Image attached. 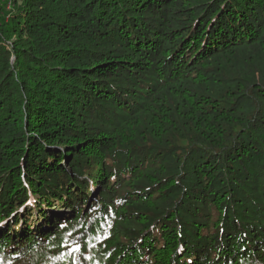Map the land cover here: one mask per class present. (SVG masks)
<instances>
[{
  "label": "trees",
  "instance_id": "16d2710c",
  "mask_svg": "<svg viewBox=\"0 0 264 264\" xmlns=\"http://www.w3.org/2000/svg\"><path fill=\"white\" fill-rule=\"evenodd\" d=\"M0 264H264V0H0Z\"/></svg>",
  "mask_w": 264,
  "mask_h": 264
},
{
  "label": "rangeland",
  "instance_id": "374dc122",
  "mask_svg": "<svg viewBox=\"0 0 264 264\" xmlns=\"http://www.w3.org/2000/svg\"><path fill=\"white\" fill-rule=\"evenodd\" d=\"M36 217H37V215H36ZM36 217H33L32 221L36 220V219H35Z\"/></svg>",
  "mask_w": 264,
  "mask_h": 264
}]
</instances>
